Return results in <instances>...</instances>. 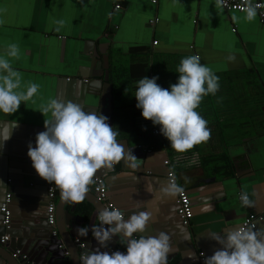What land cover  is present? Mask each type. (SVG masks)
I'll return each mask as SVG.
<instances>
[{"label": "crops", "instance_id": "1", "mask_svg": "<svg viewBox=\"0 0 264 264\" xmlns=\"http://www.w3.org/2000/svg\"><path fill=\"white\" fill-rule=\"evenodd\" d=\"M117 3L121 4L119 10L115 9ZM244 17L245 13L217 8L214 0H157L156 4L152 0H0V56L6 54L9 44H17L19 58L8 59L22 75V88L29 82L40 85L33 100L22 101L15 113L0 112V124L17 125L11 138L0 144L1 169L7 167L4 154L13 153V168L7 167L5 176L14 178L11 189L15 192L9 193L13 221L9 233L15 237L7 247L19 249L37 264L56 260L51 255L41 257L52 248L46 239L48 220L40 219L42 207L47 208V195L44 186H29V179L37 173L27 155L29 144L35 148L37 134L45 131V119H51L50 113L44 116L40 112L41 105L50 99L72 101L85 112L106 116L107 123L119 132L118 143L139 159L138 168L128 167L122 160L113 170L101 169L102 177L108 184L110 200L124 213L125 220L137 212L151 213L146 231L133 238L160 232L169 235L168 264H204L222 247L210 234L226 238L227 232L238 229L250 213H264V26L258 15L251 22ZM60 20L63 27L57 24ZM151 20L156 24L151 25ZM192 55H199L200 63L211 68L220 81L229 77L243 87L248 80L259 89L256 95L252 91L250 100L238 97L236 89H231L228 98L236 94L237 99L221 114L226 118L225 122L220 119L219 129L225 131H216L219 123L210 124L207 142L179 153L163 135H153L155 125L136 107V90L124 91L116 98L109 82L111 76L132 64L148 62L149 79L159 77L157 84L177 83L180 61ZM230 56L234 59L229 60ZM134 77L147 76L137 72ZM205 103L204 96L196 111ZM235 122L256 125L259 133L249 136L248 129L238 131ZM223 152L232 164L233 174L228 177L214 174L213 162L202 164L210 154ZM166 159L171 160L169 167L164 165ZM169 169L190 197V226H184L177 213V195L161 193L168 184ZM29 188L31 193H26ZM242 192L248 194L252 207L242 205ZM60 202L64 212L74 217L76 233L81 227L89 229L90 240L89 236H77L74 242L84 243L90 252L98 246L91 228L100 224L99 210L86 199L70 204L59 194L57 204ZM251 230L264 231V221ZM116 239L106 242L103 252L116 243V249L126 253L125 241Z\"/></svg>", "mask_w": 264, "mask_h": 264}, {"label": "clouds", "instance_id": "2", "mask_svg": "<svg viewBox=\"0 0 264 264\" xmlns=\"http://www.w3.org/2000/svg\"><path fill=\"white\" fill-rule=\"evenodd\" d=\"M224 5L225 0H216L217 8ZM260 7L247 0L243 8L245 20L253 21ZM57 24L63 27L64 21H57ZM19 55V46L13 43L7 46L6 54L0 56V112L4 114H13L22 101L33 100L40 88L34 82L22 88V75L8 59H18ZM233 59V56L229 57V60ZM177 71L178 82L172 84L170 90L157 84L159 77L139 79L135 99L136 107L142 110V117L152 121L153 125H159L171 148L183 153L211 138L208 122L196 109L204 96L215 95L219 90V77L200 63L199 55L182 59ZM40 112L44 116L50 113L51 119H45V131L37 134L35 148L29 144L27 155L38 176L60 190L62 201L82 203L94 176L101 169L113 170L122 160L128 167H139V159L132 150H126L123 144L118 143L119 132L107 123L106 116L85 112L78 103L58 99L42 104ZM16 126L0 124V144L11 138L12 129ZM181 192L182 188L174 182L161 189L165 196ZM240 200L243 206H253L247 193L242 192ZM151 219V213L147 211L132 214L127 220L119 209L99 211L100 224L91 228L95 240L100 247H106V242L119 236L127 244V252L109 254L97 248L79 257L80 264H168L171 253L169 235L160 232L155 236L133 238L134 234L146 231ZM88 232L87 227L78 228L77 236L86 237ZM210 238L222 247L206 258L204 264H264V231L238 228L229 230L226 238L211 234Z\"/></svg>", "mask_w": 264, "mask_h": 264}, {"label": "water", "instance_id": "3", "mask_svg": "<svg viewBox=\"0 0 264 264\" xmlns=\"http://www.w3.org/2000/svg\"><path fill=\"white\" fill-rule=\"evenodd\" d=\"M106 73H108V72H106ZM105 81L108 82V77L105 78ZM84 83H88V82H84ZM110 87H111V85L109 83V88ZM110 118H111V116H110ZM4 155L7 156V159H6L7 167H12L11 159L13 157V153L7 152ZM7 167L4 168V166H3V169L0 168V196H1L0 197V205H1L2 201L4 200V198L7 194H9L11 192H13V193L15 192L11 189V181L14 178L11 175L5 176V172L7 170ZM18 175L22 176L20 174H18ZM96 176H103L102 170H99L97 172ZM43 182H45V180L40 178L37 174L33 178L29 179V186L33 187V188H36L38 186H44L45 191H46V185L43 184ZM40 184H43V185H40ZM25 190L27 191L26 193H31L32 189L29 188V189H25ZM46 195H47V193H46ZM13 198H14V195H13ZM85 199L90 204H92L96 209H98L99 211H102L103 209H105L104 204L97 200L96 195H95L93 190H89V192L86 194ZM47 203H48V199L46 200V204ZM63 209H64V203L63 202L58 203L57 204V211H56V223H55V225H49V227H47L49 232H47L46 239L49 240V244L52 246V248L45 251V253L42 254L41 257H44V255L45 256L51 255L54 259H56V260L52 261L53 264H80V261L78 258L81 257L82 254L88 253L87 252L88 248L85 245V249H81L79 247L80 242L76 243L77 245L75 244L74 240L77 237V233L75 232L74 217L71 215V213L64 212ZM45 210L46 209L44 207H42L41 212H43V217L41 216L40 219L47 222V213ZM2 220H3V215L0 213L1 225H2ZM12 227H13V223L11 224V228ZM34 229L35 228H32V230H34ZM54 230L57 231V234H53ZM5 232L6 231L2 225L0 227V237L3 236L5 234ZM10 236H11V239H13L12 237H15L14 234H11V233H10ZM87 236H89V240H90V233L89 232H88ZM16 238H18V237H16ZM61 238L66 242L65 243L66 247L60 248V245H61L60 239ZM114 238L119 239L120 237L116 236ZM8 243L2 244L0 242V264H37L35 260L30 259V257H28L22 251H21V253H22L21 255L15 256L16 251L19 249H16L14 251V249L7 247ZM113 246L114 247H112V248H114V249L111 248L112 250L119 251L121 253L126 254L122 250L116 249V243ZM98 247L100 248L99 244L97 247H94L92 250H96ZM111 249L107 250V252L109 253ZM103 250H104V247H102V249L100 251L103 252ZM66 251L69 252V256L65 255ZM23 255H26L27 258L24 259ZM68 259L71 260L70 263L66 262V260H68Z\"/></svg>", "mask_w": 264, "mask_h": 264}, {"label": "built area", "instance_id": "4", "mask_svg": "<svg viewBox=\"0 0 264 264\" xmlns=\"http://www.w3.org/2000/svg\"><path fill=\"white\" fill-rule=\"evenodd\" d=\"M214 1L216 2V0ZM152 3L156 4L157 0H152ZM252 3L261 5V7L257 9V15H258L260 23L264 26V0H252ZM246 4H247V0H225V5L222 8L228 12L245 13L243 11V8L246 6ZM115 9L116 10L121 9V4L117 3L115 5ZM150 23L151 25H155L156 20H151ZM233 31H235V29ZM59 38L61 39V37ZM68 80H70V78H68ZM84 82H88V79H85ZM152 133L154 136H157V137L161 136L162 134L160 132V126L155 125ZM180 160L181 158L178 159L177 162H179ZM182 161H185V160H182ZM164 165L166 167H169L171 165V160L166 159L164 161ZM167 179H168V183L174 182L178 185V180L173 170L171 169L168 170ZM45 185H46V193H47V199H48L47 208H46L47 216H48L47 220H48L49 225H55L57 202H58V196L60 194V190L54 184L49 183L47 181H45ZM89 190L94 191L97 200L104 204L105 209L111 210L115 208V209L120 210V208L117 207L115 203L110 200L108 184L105 181L104 177L94 176L93 183L90 184ZM177 203H178L177 213L181 219L182 224L184 226H190V221L192 219L193 213H192V204L190 201V197L186 190L182 189V192L177 194ZM10 206H11V194H7L0 205V213L3 215L2 225L6 231L5 234L0 237V242L2 244H7L11 239V236L9 233V231L11 230V224H12V213H11ZM124 219H125V215H124ZM263 221H264V213H261V214L250 213L249 215L245 217V219L243 220L239 228L254 229L258 222H263ZM105 227L107 226L105 225ZM53 234H57V231L54 230ZM136 238L138 239L139 237H136ZM60 247L62 248L64 246L60 245ZM79 247L81 249H85V244L79 243ZM113 251L114 250H112V252ZM21 254L22 253L20 250H17L15 253L16 256H19ZM65 255L69 256V252L66 251ZM83 255L84 254H82L81 257ZM200 256L203 257V253H200ZM23 258L26 259L27 258L26 255H23Z\"/></svg>", "mask_w": 264, "mask_h": 264}, {"label": "trees", "instance_id": "5", "mask_svg": "<svg viewBox=\"0 0 264 264\" xmlns=\"http://www.w3.org/2000/svg\"><path fill=\"white\" fill-rule=\"evenodd\" d=\"M141 62H138L137 64H132L131 66L127 67L126 69H123L120 73L121 74H114L113 76H111L110 78V85L113 86V92H114V96L116 98H120V96L123 94L124 91H134L137 89V82L139 79L135 78V73L137 72H141L144 73L147 77H150L151 71L148 68L150 65L148 62H145L143 64H139ZM149 69V70H148ZM144 78V77H142ZM179 78V74H177V76L175 77V79ZM229 79V77H228ZM227 78L223 79L222 81L219 80V90L216 92L215 95L212 94H208L205 96V104H202V108L199 111V114L208 122V125L210 124H218L220 122V119L223 118V122H225V118L226 116H223L221 114H223V111L225 110L227 104H229L230 102H232V100H236V94H234V96L232 97V99H229V91H231V89H236V91L234 92H238V97L242 98L244 97V100L249 99L250 97L254 96V93L252 91H255V95L258 92L259 86H255L253 87L251 85V82H248V80H246L244 82V85L242 87V83L237 84L235 82H231L229 81ZM173 83V80H171L170 82H160L158 83L159 86H161L162 88L165 89H169L170 90V86ZM244 91V94L242 93ZM227 93V96H225ZM225 96V97H224ZM222 97V98H221ZM250 100V99H249ZM229 106H231L229 104ZM248 114H246V119L249 118ZM259 117V116H257ZM235 124L238 126V131H242L243 129H248L251 132H249V136L250 134H256L259 133V128L256 125H253L251 123H237L235 122ZM220 123L217 125V129L216 131H219L220 133H222V129L220 128ZM261 130H264V128H262ZM130 133L125 134V136H128ZM138 134H136L137 136ZM121 136V134H120ZM214 163L215 166L213 168V172L214 174H217L218 176L221 177H228L231 176L233 174V169H232V164H231V160L228 157L227 152H223V153H219L218 155H212L210 154L207 158H204V161H202V164L204 166H207V164H211Z\"/></svg>", "mask_w": 264, "mask_h": 264}]
</instances>
